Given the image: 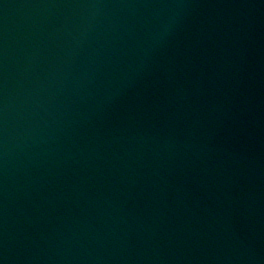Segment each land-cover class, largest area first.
I'll return each instance as SVG.
<instances>
[{
	"label": "water",
	"instance_id": "water-1",
	"mask_svg": "<svg viewBox=\"0 0 264 264\" xmlns=\"http://www.w3.org/2000/svg\"><path fill=\"white\" fill-rule=\"evenodd\" d=\"M0 264H264V0H0Z\"/></svg>",
	"mask_w": 264,
	"mask_h": 264
}]
</instances>
